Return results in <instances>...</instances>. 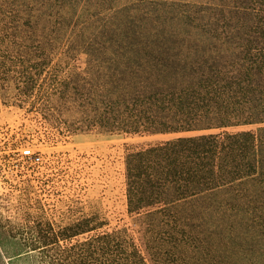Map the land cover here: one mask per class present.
Segmentation results:
<instances>
[{"label":"trees","instance_id":"obj_1","mask_svg":"<svg viewBox=\"0 0 264 264\" xmlns=\"http://www.w3.org/2000/svg\"><path fill=\"white\" fill-rule=\"evenodd\" d=\"M1 105L131 138L127 221L20 175L8 264H264V0H0Z\"/></svg>","mask_w":264,"mask_h":264},{"label":"rangeland","instance_id":"obj_2","mask_svg":"<svg viewBox=\"0 0 264 264\" xmlns=\"http://www.w3.org/2000/svg\"><path fill=\"white\" fill-rule=\"evenodd\" d=\"M46 133L32 113L0 106V202L19 200L21 178H30L29 196L58 210L77 202L85 212L99 210L110 225L127 221L123 150L131 138L82 132L53 139ZM0 215L18 214L0 209ZM0 264H8L1 250Z\"/></svg>","mask_w":264,"mask_h":264},{"label":"built area","instance_id":"obj_3","mask_svg":"<svg viewBox=\"0 0 264 264\" xmlns=\"http://www.w3.org/2000/svg\"><path fill=\"white\" fill-rule=\"evenodd\" d=\"M23 151H24V153H29L30 152L29 149H24Z\"/></svg>","mask_w":264,"mask_h":264}]
</instances>
